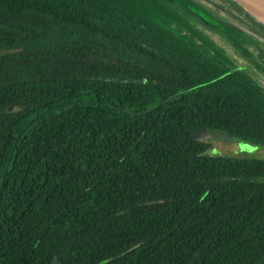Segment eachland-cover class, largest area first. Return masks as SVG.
Listing matches in <instances>:
<instances>
[{
	"label": "trees",
	"instance_id": "1",
	"mask_svg": "<svg viewBox=\"0 0 264 264\" xmlns=\"http://www.w3.org/2000/svg\"><path fill=\"white\" fill-rule=\"evenodd\" d=\"M224 15L0 0V264H264V160L193 136L264 147V42Z\"/></svg>",
	"mask_w": 264,
	"mask_h": 264
},
{
	"label": "rangeland",
	"instance_id": "2",
	"mask_svg": "<svg viewBox=\"0 0 264 264\" xmlns=\"http://www.w3.org/2000/svg\"><path fill=\"white\" fill-rule=\"evenodd\" d=\"M212 2L217 1L222 6L223 13L225 14L223 19L231 22L250 34L255 35L264 42V36L260 34V30L255 28L250 22L246 21L236 12L235 7L230 3L223 2L222 0H211ZM194 138L200 139L205 143H209L210 148L206 152V155L214 157H230V158H252L264 160V147L253 144L247 140H239L231 138L226 133L204 130L201 133L193 134Z\"/></svg>",
	"mask_w": 264,
	"mask_h": 264
},
{
	"label": "water",
	"instance_id": "3",
	"mask_svg": "<svg viewBox=\"0 0 264 264\" xmlns=\"http://www.w3.org/2000/svg\"><path fill=\"white\" fill-rule=\"evenodd\" d=\"M264 26V0H230Z\"/></svg>",
	"mask_w": 264,
	"mask_h": 264
}]
</instances>
